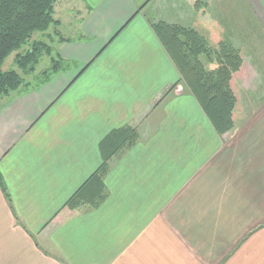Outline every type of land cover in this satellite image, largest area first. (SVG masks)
Listing matches in <instances>:
<instances>
[{
	"label": "crops",
	"instance_id": "1",
	"mask_svg": "<svg viewBox=\"0 0 264 264\" xmlns=\"http://www.w3.org/2000/svg\"><path fill=\"white\" fill-rule=\"evenodd\" d=\"M222 1L57 0L68 33L49 45L70 66L0 99V264H264V106L220 134L163 26L192 6L248 84V33ZM237 2L264 40V0ZM126 128L137 140L97 174Z\"/></svg>",
	"mask_w": 264,
	"mask_h": 264
},
{
	"label": "trees",
	"instance_id": "2",
	"mask_svg": "<svg viewBox=\"0 0 264 264\" xmlns=\"http://www.w3.org/2000/svg\"><path fill=\"white\" fill-rule=\"evenodd\" d=\"M56 2L57 0H0V99L24 90V86L29 87L25 85L24 77L16 69L4 68L5 62L12 54H16L15 65L26 75H33L43 56L52 53V47L43 40L36 39L35 35L45 34L52 25L60 24L54 18ZM163 26L174 37L172 41L176 53L179 54L177 58L181 73L207 117L220 134L229 132L234 126V114L239 103L234 76L240 78L244 75L241 55L228 50L218 53L213 61L218 64V68L207 71L199 59V54L207 50L206 45L205 49H201L204 47V40L193 31L177 26ZM182 36L186 41L182 40ZM69 66L70 63L64 59H53L41 76H35L36 84H45L53 74ZM136 140L137 132L132 128L113 131L103 141L104 162L97 174L107 169L108 160L118 149ZM107 148L109 154L106 153ZM0 183L5 189L1 176ZM79 197L77 192L65 206L75 207Z\"/></svg>",
	"mask_w": 264,
	"mask_h": 264
},
{
	"label": "rangeland",
	"instance_id": "3",
	"mask_svg": "<svg viewBox=\"0 0 264 264\" xmlns=\"http://www.w3.org/2000/svg\"><path fill=\"white\" fill-rule=\"evenodd\" d=\"M237 4H238L237 0H227L226 2H224L223 5L224 8L228 9L227 11V14L229 16L228 20L231 23L235 22L238 28L244 29L248 33L247 42L250 48L247 49L245 52L247 54V57L249 58L248 60H250L252 63L253 62L256 63L255 66L256 73L254 76H250L251 79L248 82V84H243V83L241 84L239 82L237 83L239 103L237 104V110L234 115L236 116L235 121L240 122V121H246L247 118L249 119L251 116H254V114L257 113V111H259L262 106H264V40L263 37L262 38L259 37L260 35L257 34L258 31L256 32L254 28L252 27L245 28V25L247 24V20H249V17L243 16L242 10L239 6H236ZM182 14L184 17L183 22L185 26L182 28L186 30L188 28L189 29L198 28L199 32H196V30L194 32L200 33L198 35H200V37L204 40V44L207 46V50L199 54V59L203 63L205 69L207 71L216 70L218 68L217 67L218 64L217 63L213 64L212 61L216 59V54L219 53L218 50L219 34L216 33L215 36H217V38L215 37V39H213V34L208 33L207 26H205L204 23L199 21L198 16L192 9V6H190L189 9L188 7L186 9L184 8ZM215 29L217 32L218 30H220L221 33L223 31V28L221 30L219 26H217ZM60 31L63 32L64 34L68 33L61 30L59 25L57 26L52 25L51 28L45 34H37L35 35V37L36 39L43 40L44 42L48 44H52L53 46V41H51L50 39H54V38L58 39L59 37H61L59 36V34H57ZM238 36L241 37V35ZM221 37L223 36L221 35ZM15 55L16 54H12L11 57L8 58V60L5 62L4 68L7 70L16 69L24 77L25 85L28 86L34 83L36 84L35 76L40 75L43 71H45L46 68L50 66L53 58L52 53L50 55L49 54L44 55L36 68V72H34L33 75H26L21 69H19L15 65V60H14ZM185 85L188 84L185 83ZM23 88L25 89L27 88V86H24ZM262 115L264 114L259 113L256 116V118H259ZM242 124L243 123L241 122V125Z\"/></svg>",
	"mask_w": 264,
	"mask_h": 264
}]
</instances>
